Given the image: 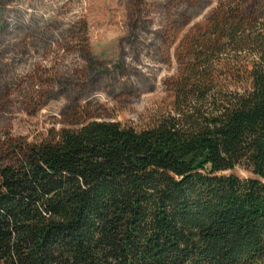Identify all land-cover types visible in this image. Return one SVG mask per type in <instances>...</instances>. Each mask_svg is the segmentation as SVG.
I'll return each mask as SVG.
<instances>
[{
    "label": "trees",
    "instance_id": "obj_1",
    "mask_svg": "<svg viewBox=\"0 0 264 264\" xmlns=\"http://www.w3.org/2000/svg\"><path fill=\"white\" fill-rule=\"evenodd\" d=\"M176 58L152 125L80 107L9 145L0 264H264V0H221Z\"/></svg>",
    "mask_w": 264,
    "mask_h": 264
},
{
    "label": "rangeland",
    "instance_id": "obj_2",
    "mask_svg": "<svg viewBox=\"0 0 264 264\" xmlns=\"http://www.w3.org/2000/svg\"><path fill=\"white\" fill-rule=\"evenodd\" d=\"M220 2L0 0V158L18 140L76 128L67 115L80 107L93 119L152 125L172 101L182 39Z\"/></svg>",
    "mask_w": 264,
    "mask_h": 264
}]
</instances>
